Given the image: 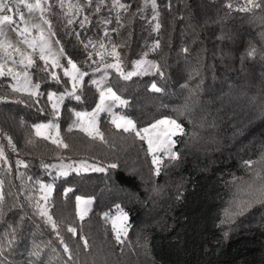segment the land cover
<instances>
[{
    "label": "trees",
    "instance_id": "trees-1",
    "mask_svg": "<svg viewBox=\"0 0 264 264\" xmlns=\"http://www.w3.org/2000/svg\"><path fill=\"white\" fill-rule=\"evenodd\" d=\"M227 2L171 0L168 8V0H156L158 7L153 9L145 0H121L131 4L127 12L108 11L105 6L89 17L92 24L85 28L78 23L65 26L66 8L53 9L57 16L49 19L55 36L86 73L75 95H65L57 114L46 90L71 92L67 77L62 75L56 85L32 70L45 95L31 99L25 93H10L6 87L10 77L0 78V96H8L0 101V145L8 157L7 163H1L0 179L22 203L29 195L41 201L36 181L52 180L54 191L47 206L58 226L53 230L46 217L26 207L31 223L14 257L17 264H25V248L33 240L41 245L43 264H264V205H254L230 225H221L218 215L222 201L236 191L233 176L247 179L242 162L257 159L264 145V41L260 39L264 20L259 19L264 10L229 13L223 7ZM231 2L235 9L243 0ZM89 11L77 15L74 10L68 17L79 21ZM156 11L159 31L154 30ZM218 13L225 17L223 23H213ZM104 18L112 23H98ZM73 30L80 33L79 39L69 34ZM89 38L95 47L80 43ZM157 40L160 45L153 50ZM250 43L257 49L252 57L246 55ZM113 45L115 53L109 55ZM117 53L124 75L143 60L159 65V71L154 66L153 71H137L124 79L115 68H105L117 63ZM105 74L125 99L116 110L132 117L138 129L163 116L175 117L183 125V134L175 136L180 159L171 161L161 154L159 175L147 142L135 130L117 128L109 113L101 114L98 134L76 126V112L92 109L97 101L98 85L93 81ZM51 119L59 122L62 143L36 134L33 125ZM17 160L28 167L17 166ZM73 160L93 162L100 169L56 173L54 164ZM79 195L92 198L83 218L77 212ZM7 199L10 203L12 197ZM117 205L128 215L123 243L116 241L112 224ZM9 218L15 219L11 213Z\"/></svg>",
    "mask_w": 264,
    "mask_h": 264
},
{
    "label": "snow or ice",
    "instance_id": "snow-or-ice-1",
    "mask_svg": "<svg viewBox=\"0 0 264 264\" xmlns=\"http://www.w3.org/2000/svg\"><path fill=\"white\" fill-rule=\"evenodd\" d=\"M149 2L153 9H157L158 5L156 0H145V4ZM105 6H107L108 11L117 8L127 12L131 8V4L121 3V0H75V3H72V0H68V11L74 9L77 15L83 14L86 8L90 9V11L87 15H83V18L79 21L74 17H68V12H65L64 16L67 17L65 26L78 23L80 28H85L87 25L92 24V20L89 17L93 14L100 13ZM21 7H23L26 12L21 11ZM56 7L64 9L65 0H31V2L30 0H0V77H10L13 81L10 85H6L10 93H25L28 98L31 99L32 97L45 95V93L39 91L40 83H33L32 70L41 75L45 82L50 79L54 81L56 85H60L62 82L61 76L55 69H62L63 76L69 77L72 81V91L68 92L65 90L59 94L55 91H48L46 93L47 100L51 102V108L54 111L58 110L65 95H75V89L78 83H81L83 76L86 75V73L80 72V69L70 58L67 59V64L70 65V68L64 67L60 63V56L63 55L64 51L63 47L59 49L60 56L53 54V42L51 37H54L56 33L53 30V22L49 19V15L57 16V13L53 11ZM167 7L171 8V0H168ZM223 7L226 8L229 13L233 10L240 13H253L255 9L264 10V0H243V3L237 5L235 9H233L231 0H228ZM137 11H140V9L138 8ZM14 15L18 17L19 23L14 19ZM159 15V11H156L153 16V20L156 21L154 29L156 31H159L161 28ZM224 19L225 17L218 13L213 23H223ZM259 19L264 20V17H259ZM37 20L38 22H36ZM98 23L110 24L112 21L104 18L98 21ZM8 29H11L16 34L17 39L15 41L8 35ZM116 30L117 29H113V31ZM34 32L35 35L33 34ZM69 34L75 35L77 39H79L80 33L73 30ZM104 35L108 36V31L105 30ZM260 39L264 41V32L260 33ZM55 43L59 44V40H56ZM80 43L83 44L85 48L95 47V44L90 38L86 44L83 41H80ZM159 45L160 41L157 40L153 46V50L158 48ZM100 47H104L102 42L100 43ZM183 51L187 52L188 49L185 48ZM114 53L115 45H113V53H109V55ZM256 54L257 49L255 45L250 43L246 55L252 57ZM261 54L264 55V51H261ZM116 56L117 63L105 64V68H115L117 72H120L121 75L124 76V79L130 78L133 73L124 75L120 67L118 53ZM38 61H42V65L38 64ZM137 63L139 65L140 62ZM154 66L157 71H159V65ZM160 74L162 75L163 73ZM63 83L67 84V81ZM93 83L97 82L93 81ZM152 88L156 91H160L156 84H152ZM75 98L79 99L80 97L76 96ZM7 99L8 96H0V101H6ZM106 99L124 103L112 88H108L106 92L101 91V103L97 106V112L103 110ZM15 102L24 103L25 101L17 100ZM36 103L38 104L39 100H36ZM38 111H43V109L40 108ZM82 115V113H76L77 117ZM93 115H95V112ZM115 122L114 120L113 123ZM161 126L164 127L161 128ZM33 127L36 129V134L39 136L43 135L40 129L58 128V125L50 121L48 124H35ZM117 127H123L124 131H129L130 129H135V124L131 120H127L126 124H117ZM142 131L145 135H141L140 132H136V135L139 136L141 140H147L148 151L152 153L151 162L156 166V175L160 174V166L164 163L162 156L156 153L166 155L171 161L180 159L179 154L173 151V146L176 143L173 137L178 133L183 134L184 127L181 123H178L177 120L171 118L157 120L154 124L150 125V127L142 129ZM150 132L152 133L151 135L149 134ZM99 135L100 138L103 139L102 134ZM9 142H11L10 138ZM53 143L62 142L53 139ZM63 146L67 147V145ZM12 150L15 151V145H12ZM257 156V159H247L242 162V166L246 170L247 179H245L244 176H233V183L236 191L233 193L231 199L222 201L224 206L221 207L218 213V215L222 216L220 219L221 225L232 224L238 216H242L254 205H264V145H261V149L257 153ZM0 161L5 163L8 161L3 145H0ZM15 163L17 166L24 164L21 160H17ZM24 167L27 168L28 165L24 164ZM43 167L47 168L49 165L45 164ZM112 167H115V165H112ZM11 170L12 165L9 163L8 171L11 172ZM64 174L66 175L67 173ZM21 175H23V173H21ZM28 179H31V177ZM36 183L40 185L41 191L45 189L47 192L51 191L50 185H44L38 180ZM68 191H71V189H68ZM8 197H12L10 203L8 202ZM41 199L46 202L48 199L47 194L41 197ZM81 199V197H77L78 201ZM26 207L35 209L40 216L47 218V222L51 224L53 230L57 229V224L49 215L48 209L41 205L40 200H34V198L29 195L25 197V202L22 203L17 193L6 191L4 180L0 179V264H17L14 257L19 253L20 242L23 240L28 225L31 223V217H29L27 211H25ZM116 211L117 216L112 218L113 229L116 232L115 239L118 243H123L121 234L127 235V228L117 226V221L123 225L128 217L119 205L116 206ZM9 213L12 214V217H15L14 220L9 218ZM105 217L108 218L109 214L105 213ZM81 218H83V216H81ZM68 230L75 233V229L69 228ZM56 234L59 236V232ZM61 243H63L62 239ZM84 244L87 246V240H84ZM64 251L69 252L67 245H64ZM24 255L25 264H43V251L41 245L36 243L35 240L32 241L30 248H25ZM9 257H13V259H9ZM70 259L71 253H69V260Z\"/></svg>",
    "mask_w": 264,
    "mask_h": 264
},
{
    "label": "rangeland",
    "instance_id": "rangeland-1",
    "mask_svg": "<svg viewBox=\"0 0 264 264\" xmlns=\"http://www.w3.org/2000/svg\"><path fill=\"white\" fill-rule=\"evenodd\" d=\"M30 2H31V0H30ZM65 8H66L67 12L71 13V12L74 11V9L72 11H68V0H65ZM21 11H25L26 12V10L23 7H21ZM14 19L17 21V23H19V19L15 15H14ZM36 22H38V20ZM33 34L35 35V32ZM8 35L13 39V41H15L17 39L16 34L11 29H8ZM51 40L53 42L52 43L53 54H55L57 56H60L59 49L62 47L60 42H59V44L55 43V41L58 40L56 36L51 37ZM68 58L72 59V61L80 69V72L85 73V71L81 68V66L78 64V62L75 59H73L70 56V54H68L65 50L63 51V55L60 56V63L64 67L70 68V65L67 64V59ZM9 66H11V65H9ZM153 69H154V64H152L151 62H145L143 60V61H140L139 65L137 63V65L135 67V70L133 72H130V73H135L137 71L150 72V71H153ZM55 71L60 76L63 75L62 69L57 68V69H55ZM32 77H33V83H39L34 78L33 72H32ZM84 77H85V75L83 76V79H84ZM107 77H108L107 74H105L102 77L96 78L99 95H98V98H97V101H96L94 107L92 109H90V110H79V111H77V112L83 114L80 117H77L76 114H75V124H76V126L78 128L82 129L84 132H86L88 134H92V135L99 133L98 122H99V118H100V116H101V114L103 112H107V113H109L111 115L112 121H114V120L116 121L114 123V125L116 127H117V124L124 125V124H126L127 120H131L135 124V129L134 130L137 131V132H140L141 135H145L143 133L142 129H144L146 127H150V125L154 124L157 120H161V119H164V118H171V119L177 120L175 117H172V116H163V117H160V118L156 119L155 121L151 122L150 124L138 129L136 127V123H135V121H134V119L132 117L124 115V114H122V113H120V112H118L116 110V108L118 106H120V105H122L124 103H121L120 101L110 100V99H106L105 102H104V105H103V110L97 112L96 111L97 106L100 105V103H101V101H100L101 91H105L106 92V90L108 88H112V90L116 93V95L119 96L118 93L116 92V90L114 89L113 85L109 82ZM67 78H68V81H69L70 89L72 90V88H71L72 81H71V79L69 77H67ZM83 79H82V82H83ZM82 82L78 83L76 89L79 88L82 85ZM11 83H13L12 80H11ZM39 91L41 92V88L39 89ZM48 91H55V92H57V94L60 93L54 87H49L46 90V93ZM119 97H120V100L125 102L124 98H122L121 96H119ZM63 103H64V99H63V102L59 105L58 110L57 111L53 110V111L55 113H57V112L60 113V111L62 110V107H63ZM50 104H51V102H50ZM94 112H95V115H93ZM121 118H123V119H121ZM50 121H51V123H53L55 125H58V128H42V129H40V132L43 135H39V136L47 137V138L51 139L52 141H53V139H56V140L60 141V125H59V122H57L56 120L51 119V120L39 122L37 124H48ZM177 122L180 123L178 120H177ZM163 127L164 126H161V128H163ZM117 128L124 129L123 127H117ZM130 130H132V129H130ZM35 131H36V129H35ZM57 133H58V135H57ZM149 134L151 135L152 133L150 132ZM173 139L175 140V136L173 137ZM145 141L147 142L146 139H145ZM147 144H148V142H147ZM175 146H176V143L173 146V151L177 153V151L175 149ZM11 147H12V144H11ZM156 154L161 156L162 153H156ZM164 156H166V155H164ZM2 162L3 161H0V171H1V163ZM53 167H56V173L57 174H61V175H64V173L68 174L72 170H74V171H91V170H99L100 169V165H98L96 163H93V162L86 161V160H78V161L73 160V161H67V162L62 161V162H59L57 164H54ZM85 169H87V170H85ZM40 182L42 184H44V185H50L51 186V191L47 192L46 189L44 191H41L40 190V185L38 184L39 190H40V192H39L40 198L43 197L45 194H47L48 199H49L51 197V195L53 194V191H54V183H53V181L52 180L51 181L40 180ZM78 197H81L82 199L80 201L77 200V212H78V215L80 217L81 216L84 217L88 213L89 207H90L91 202H92V198L88 197V196H83V195H79ZM48 199H47V201H48ZM47 201L45 202L43 199H41L40 203H41V205L43 207H46L48 209ZM123 212L127 214V212L125 210H123ZM48 213H49V210H48ZM49 215H50V213H49ZM116 216H117V212L114 214L113 218L116 217ZM127 217H128V215H127ZM127 221H128V219H127ZM127 221L124 222L123 225H121L120 222L117 221V226L126 227L127 231H128ZM121 235H123V234H121Z\"/></svg>",
    "mask_w": 264,
    "mask_h": 264
}]
</instances>
